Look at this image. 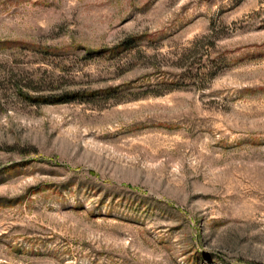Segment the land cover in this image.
Returning a JSON list of instances; mask_svg holds the SVG:
<instances>
[{"label":"rangeland","instance_id":"374dc122","mask_svg":"<svg viewBox=\"0 0 264 264\" xmlns=\"http://www.w3.org/2000/svg\"><path fill=\"white\" fill-rule=\"evenodd\" d=\"M0 264H264V0H0Z\"/></svg>","mask_w":264,"mask_h":264}]
</instances>
